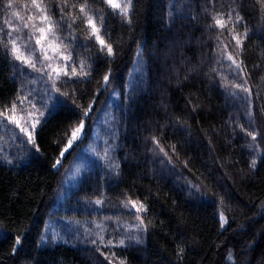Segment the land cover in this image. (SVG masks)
Instances as JSON below:
<instances>
[{
	"label": "trees",
	"instance_id": "1",
	"mask_svg": "<svg viewBox=\"0 0 264 264\" xmlns=\"http://www.w3.org/2000/svg\"><path fill=\"white\" fill-rule=\"evenodd\" d=\"M80 2L83 0H69V4ZM204 3L137 0L131 27L119 17H109L116 57L110 64L115 82L107 91L103 90L107 61L96 59L95 46L78 49L79 59L95 61L96 70L90 83L77 86L76 104L87 106L97 89L100 94L92 119L86 120L88 138L81 134L83 143L61 158L59 171L51 165L78 118L79 109L71 99L60 97L55 108H50L51 115L45 113L47 122L37 126L34 135L39 152L17 140L18 130L13 126L0 123V264H99L103 257L83 240L84 229L94 231L92 221L103 222L105 214L119 215L122 224L134 225V217L121 210V193L143 200L151 220L142 245L116 252L127 264H264V142L258 137L253 145L250 137L245 138L239 126L249 128L248 109L229 94L230 87L217 86L237 81L226 58L221 64L213 59L218 30H207L211 21L201 11ZM221 3L242 6L241 15L250 30L243 59L252 88L253 127H258L264 123L260 112L264 105V21L255 0H217L218 9ZM93 7L99 8L100 0ZM169 10L177 17L171 30ZM181 15L184 20L179 19ZM192 16L194 20L188 18ZM4 19L0 12V26ZM56 19H60L59 12ZM67 34L65 29L62 35ZM74 35L84 42L82 24L74 28ZM222 40H229L227 33ZM138 45H142L143 65ZM153 46L156 56L151 55ZM11 75L0 63V104L21 83L43 90V84L33 77L13 81ZM73 87L65 85L62 91L70 92ZM194 104L199 106L195 112L191 110ZM112 129L117 130L119 147L110 155L120 164L119 179L100 166L102 161L93 151L102 153L105 141L112 142ZM151 136L162 139L172 164L160 163L148 151ZM171 145H176L178 155H173ZM253 157L257 164L250 170ZM77 167L80 174L65 180L66 171L75 174ZM97 197L104 199V205L85 209V202ZM221 213L226 221L223 228ZM49 221L61 237L56 243L40 240ZM77 227L81 239L65 243V232ZM18 235L21 244L12 255ZM181 248L183 255L178 260Z\"/></svg>",
	"mask_w": 264,
	"mask_h": 264
},
{
	"label": "snow or ice",
	"instance_id": "2",
	"mask_svg": "<svg viewBox=\"0 0 264 264\" xmlns=\"http://www.w3.org/2000/svg\"><path fill=\"white\" fill-rule=\"evenodd\" d=\"M235 2V0H233ZM96 0H83L80 3H71L69 0H24L21 4L19 0H0V12L3 13L5 19L3 25L0 26V63L4 64L12 73L11 79L20 81L25 78L33 77L36 81L43 84V90H36L30 87H25L23 83L15 89V94L0 104V123L13 126V130H18L16 139L21 143L31 144L37 152L40 151L37 146V126H42L47 122L45 113L51 115L50 108H55L56 102L60 97L71 99L72 104L79 109L76 126L72 129L66 143L60 148L59 156L54 160L51 167L59 171L63 167L62 159L65 154L71 155L79 143H83V139L88 138V133L85 130L86 120L92 119L91 113L95 110L94 105L99 98L100 89L93 95V100L87 106L76 104V94L79 91L77 86L90 83L93 74L96 70V62L85 63L79 59L78 49L83 47L90 50L93 46L96 47L97 60L107 61L108 71L103 75V90L107 91L108 87L115 82L113 69L110 67L111 62L116 57V49L113 43L110 42V27L108 18L119 17L121 23L128 27L132 26L134 13L136 12L137 0H100V7L96 8L93 5ZM259 5L261 20L264 21V0H255ZM71 9V11H69ZM242 6L233 7L232 5L220 4L217 8V0H205L201 11L210 19L207 25V30L212 32L218 30L216 36L213 59L217 64H221L224 59L229 62V67L235 71L232 73V78L237 82L230 85L220 83L219 87L223 89L231 88L230 95L238 99L241 105L248 109L249 128L240 125L241 132L245 138L250 137L253 145L256 144L259 137L264 142V123L258 127H253L256 118L252 116L250 106L252 104V88L249 84V73L246 71L244 57L245 42L250 38V30L245 22L244 16L241 15ZM59 12L60 19H56V14ZM194 20L195 17H188ZM177 17L169 10L168 28L171 30L176 24ZM179 19L184 20V16H179ZM83 25L84 42H79L80 38L74 35V28ZM67 29V36L62 35ZM243 29V32L240 31ZM227 33L229 40H222L223 35ZM179 36V32L176 33ZM173 43H177L173 41ZM179 46V45H178ZM142 45H138L137 55L141 56L139 63L144 64L143 52L140 51ZM151 55L156 56L155 46ZM147 49H144L146 52ZM239 57V59H238ZM215 69L213 72L215 73ZM187 78V77H185ZM221 81L224 77H220ZM147 86V81H142ZM71 84L74 87L70 92L62 91L63 86ZM146 90V87H145ZM113 92L115 89L113 88ZM259 96V93H257ZM192 103V100H189ZM166 107V105H163ZM198 105H193L192 111L198 110ZM103 111V109H101ZM261 116L264 117V105L260 107ZM95 123V120H93ZM83 133V139L81 134ZM111 140L105 141V147L101 153L98 150H93L97 160L102 161L101 167L108 170V173L115 176L117 179L121 176L120 164L117 163V158L111 156L119 147L116 140L118 133L116 129L110 132ZM26 137V141L24 138ZM151 147L148 148L155 156L159 157L160 163L172 164L173 157L166 151L162 145V139L156 136L149 138ZM78 142V143H75ZM75 143V146H74ZM253 145H249L252 147ZM173 155H178L176 145H171ZM8 164L12 161L3 157ZM127 158V157H125ZM257 164V159L253 157L249 164V169L254 170ZM187 163H185V167ZM80 174V168L77 167L75 174L66 171L65 180L75 179L76 175ZM103 174H101V178ZM61 181V184L65 182ZM196 192H200V188L192 185ZM124 199L121 200V210L128 216L134 217V225L122 224L119 215L105 214L103 222L97 223L95 220L92 224L95 230L89 228L84 229L83 240L90 243L95 252L99 253L103 260L99 264H127L126 258H119L116 255L117 251H126L128 247L133 245H142L146 237L151 220L147 219L149 213L148 205L140 199H133L127 193H121ZM105 203L102 197H97L95 200L86 201L85 209L90 205L103 206ZM223 203V198H221ZM264 209V203L261 204ZM93 211H96L94 208ZM225 217L223 213L220 215L221 228L224 227ZM69 221V225H71ZM111 228V231H109ZM125 230H121V229ZM64 242L67 243L70 239H81L79 227L65 232ZM61 237L53 233L49 238L46 234H41L40 240L42 243H56ZM21 244V238L18 235L15 243L12 246L11 254L17 253L16 245ZM183 255V249L178 250L177 259ZM233 254L228 253L229 259Z\"/></svg>",
	"mask_w": 264,
	"mask_h": 264
},
{
	"label": "rangeland",
	"instance_id": "3",
	"mask_svg": "<svg viewBox=\"0 0 264 264\" xmlns=\"http://www.w3.org/2000/svg\"><path fill=\"white\" fill-rule=\"evenodd\" d=\"M50 224H51V221H49L47 223L46 229H45V234L46 235L48 234V236L52 235L55 232L54 229H51V225Z\"/></svg>",
	"mask_w": 264,
	"mask_h": 264
}]
</instances>
